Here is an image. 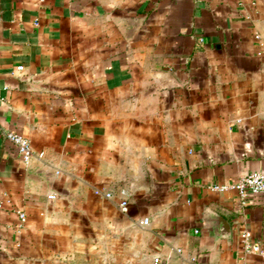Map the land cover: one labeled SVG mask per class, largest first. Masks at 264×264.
Segmentation results:
<instances>
[{
    "label": "crops",
    "instance_id": "obj_1",
    "mask_svg": "<svg viewBox=\"0 0 264 264\" xmlns=\"http://www.w3.org/2000/svg\"><path fill=\"white\" fill-rule=\"evenodd\" d=\"M252 171L264 0H0V264H264Z\"/></svg>",
    "mask_w": 264,
    "mask_h": 264
},
{
    "label": "built area",
    "instance_id": "obj_2",
    "mask_svg": "<svg viewBox=\"0 0 264 264\" xmlns=\"http://www.w3.org/2000/svg\"><path fill=\"white\" fill-rule=\"evenodd\" d=\"M7 136L9 139L12 140L17 151L25 161H29L33 157L34 152L32 149V145L27 137L16 132H9ZM214 187L220 190L234 189L238 192L240 199L243 202H246L250 195H258L264 192V173L260 171H252L248 174L243 175L241 178L231 184H217ZM97 193H99V191H97ZM104 196L107 198H111L113 197V192H104ZM49 197H53V195H50ZM121 206L123 209H126L127 201L123 200L121 202ZM19 214L21 218L25 217L23 212H19ZM143 222L147 224L149 222V219L145 218ZM243 239L246 243L247 251L258 252L264 250V247L261 246V244L251 239V234L249 232H245L243 234ZM152 264L167 263L163 260L161 256L157 255L153 258Z\"/></svg>",
    "mask_w": 264,
    "mask_h": 264
},
{
    "label": "water",
    "instance_id": "obj_3",
    "mask_svg": "<svg viewBox=\"0 0 264 264\" xmlns=\"http://www.w3.org/2000/svg\"><path fill=\"white\" fill-rule=\"evenodd\" d=\"M178 82L172 76L166 77V85L167 86H176ZM206 224L209 225V232L215 238H229L232 233V228L229 220H227L224 216L210 211L205 220Z\"/></svg>",
    "mask_w": 264,
    "mask_h": 264
}]
</instances>
